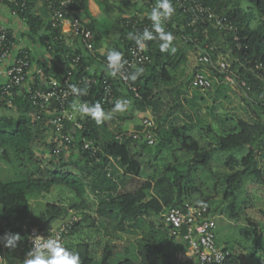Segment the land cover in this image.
I'll use <instances>...</instances> for the list:
<instances>
[{
  "label": "trees",
  "instance_id": "1",
  "mask_svg": "<svg viewBox=\"0 0 264 264\" xmlns=\"http://www.w3.org/2000/svg\"><path fill=\"white\" fill-rule=\"evenodd\" d=\"M0 1L7 4L10 10L15 11L17 17L25 22L30 34L38 38L40 45L50 58L47 64L39 62L42 75H36L34 88H45L46 83L51 79H61L74 68V59L81 56L82 62L76 74L82 73L90 77H97L100 82L89 91L88 97L74 95L68 103L69 109L74 102L90 105L100 102L105 112L110 116L120 95L117 90L124 88L140 111H150L159 122L155 147H151L143 141L126 138V134L123 132V123L128 118L117 115L110 116L111 123L116 124L115 128L106 120L103 124L97 125L90 117H86L84 120L79 117L78 121L84 124L85 130L76 129V133L70 135V138L72 139L71 143L77 144L79 154L85 159L84 166L79 165L83 172H87L89 165L99 159L114 164L112 172L114 171V175H119L117 182L98 196L97 216L106 228L105 235L109 237L103 246L99 264H170L173 253L164 254L163 248L158 243L153 224L146 223V214L155 211L156 214L161 215L165 208L169 210L186 203L184 196L188 193V189L184 186L185 180L190 177L191 171L208 167L212 158V153L202 151L192 135V127L174 125L166 127L167 119L180 106L177 100H174V105L169 108L170 112L162 115V109L166 105L163 100V92H167L168 86L172 84L171 74L183 62L184 51L173 45L172 47L176 49L175 53H161L160 42L154 40L151 43V62L145 65L146 68L148 67V73L141 75L134 83L130 81L140 94L141 98L138 99L128 86L108 74L106 71L107 56L102 57L104 69L100 73L90 72L82 65L84 52L87 51L79 39H74L73 45L69 44L67 37L61 32V28L51 20V10L48 9L46 2L21 0L17 4L8 0ZM121 1L125 0H116L115 2ZM200 1L229 18L238 27L243 45L248 46V56L245 57L243 52H237V58L244 62L248 60L252 64H264V0ZM90 2L91 0H74L72 8L83 14L88 21V27L94 34L93 55L98 56L97 50L101 46V40L109 36L117 37L120 40L114 49L124 53L133 43L128 39V34L130 32L138 34L142 24L151 23L148 18L128 19L122 17V11L117 19H113L109 23H98L90 12ZM151 2L154 4L155 0H151ZM39 3L46 7L50 15L48 20L38 14L36 7ZM172 3L175 12L170 20L165 21L166 31L171 32L173 36L180 34L189 45H197L204 50L208 47L214 63H216L219 52L228 51V49L236 51L232 33L221 32L212 23L197 24L193 27L191 26V17L179 10L173 0ZM254 21H258L257 27L253 26ZM225 46L227 50H222ZM211 48L213 51L210 50ZM25 53L28 54V52ZM92 53L90 54L92 55ZM208 68L213 76L218 77L220 81L223 80V76L214 67ZM233 70L238 71V74L250 87V90L243 89V91L246 93V99L254 105L253 117L251 121L240 120L236 127L230 128L225 135L219 136L215 151L228 155L229 159L226 165L231 168V174L225 177L226 188L223 198L227 204L221 209V213L230 219L238 220L241 218L242 209L239 196L247 182L255 181L264 187V170L259 165V157L264 159V70L254 74L242 67L239 62L233 63ZM192 76L185 81L188 88ZM104 81L112 83L115 89V101L112 104L106 105L102 102ZM176 89H180L179 86ZM227 89L223 84H220L217 92L223 95ZM10 100L19 111L20 116L17 120L6 121L0 116V150H3L1 155L8 163H12L13 158L17 160L19 167L23 166L26 169L25 162L31 163L35 158L33 148L41 134L39 122H45L47 119L44 115L54 108L46 110L34 119L36 109L28 100L27 94L15 95ZM118 120L121 122L120 124H117ZM86 140L94 141L95 146L99 148L95 156H92L89 150H84ZM174 141L179 143L182 151L194 154L195 158L187 162L183 166L184 168L173 169L157 181L154 176L144 178V171L152 169L159 156L164 150L169 149ZM244 151L246 154L239 159V154ZM47 175V179H35L29 176L13 181L0 179V231L3 230V234L5 230V232L19 233L23 239L25 238L24 222L31 210L30 196L35 192H50L53 187H65L73 191L82 204L84 203L87 188L83 178L72 172L58 170L48 171ZM161 187H163V192ZM174 188L177 189L176 195ZM152 191L156 192L153 196H151ZM205 205L211 214L217 210ZM64 214L65 209L62 206L47 204L38 219L29 223L27 228L50 226L64 217ZM248 222L252 226L251 235L254 237L258 231L250 220ZM84 223L85 220H80L70 236L75 237L81 233L85 227ZM109 225L113 226L112 231L107 228ZM89 226L96 228L95 220H91ZM166 226L170 233L169 226L167 224ZM261 232H264V226H262ZM171 238L177 245L175 253L186 250L185 244L176 241L172 236ZM68 243L66 247L79 253L81 264L96 263L95 256L100 245L98 240L95 241V246H91L86 240L75 246H69ZM256 247L255 244L252 249L253 254L257 252ZM224 250L228 249L224 248ZM258 263L264 264V260H258ZM224 264H245V262L239 255L231 252Z\"/></svg>",
  "mask_w": 264,
  "mask_h": 264
},
{
  "label": "rangeland",
  "instance_id": "2",
  "mask_svg": "<svg viewBox=\"0 0 264 264\" xmlns=\"http://www.w3.org/2000/svg\"><path fill=\"white\" fill-rule=\"evenodd\" d=\"M40 7L39 11L46 8L43 4L42 7ZM101 9L104 13V15L102 13L101 16L103 17L106 15L107 18L110 17L112 20L120 17L121 11L122 17L124 16L128 19L135 17L140 19L148 18V14L151 11V7L143 0H125L124 2L112 1L102 6ZM9 16L12 20H10V22H13L14 16L12 14ZM45 19L47 20L46 16ZM165 23L164 21V27ZM257 25L258 21H254L253 26L257 27ZM22 30L25 29L23 28ZM24 40L33 53L39 54L37 52L40 51L38 49L39 40L36 36L29 34L27 31ZM119 43L120 40L117 37L110 36L109 40L101 44L100 48L97 50L98 56L92 53V59L96 62L91 66L92 72L100 73L103 71L104 61H102V57L107 56L108 52L114 49ZM69 44H74V40L69 42ZM173 45L184 51L185 58L178 69L172 72V84L168 86L167 92H163V100L166 102V105L162 109V115H166L170 112L169 108L174 105V100H177V103L180 104L174 113L167 119L166 127L168 128L170 125L192 127V135L199 143L202 151L212 153V158L208 167L197 168L191 171L190 177L185 180L184 186L188 189V193L184 196V201L192 204H199L198 202L202 201L213 210L217 209L213 213V215L216 216L217 244L222 248L228 249L227 251L229 253L232 252L239 255L245 264H259L258 260H264V232H261V228L264 226V187L255 181H248L239 196L242 208L241 218L233 220L226 215H222L221 209L227 204L223 198L226 188L225 177L231 174V168L226 165L229 159L228 155L215 151L217 138L219 136L225 135L230 128L236 127L240 120L251 121L254 105L251 101L246 99V93L241 88H231L223 84V86L228 88L223 95L217 92L220 87L218 84H215L212 90L204 92L190 87L188 88L185 81L198 70L197 60L203 49H200L197 45H189L187 40L180 34L173 36L172 46ZM225 49L226 46L223 47L222 50ZM42 50H44V48H42ZM229 51L230 49H228V51L219 52L216 62L220 58L227 56L230 57L231 62L233 58L236 59L237 56L232 57ZM141 67L144 68L142 75L147 74L148 67ZM204 69L212 75L209 68ZM178 86L180 89H176ZM117 93L120 94L117 100L126 99L129 101V104L125 111L111 112L110 116L117 115L119 117L128 118L123 123V132L126 134L125 137L142 142L140 124L143 118L148 115V111H140L134 105L132 98L128 96V92L124 88H119ZM69 112L74 114L77 120L80 117L79 113L74 112L72 107L69 109ZM55 115L56 108L44 115L47 119L45 122H39L41 134L34 144L33 151L35 158L31 163L25 162L26 169L23 166L19 167L17 160L13 158V162L8 163L1 155L3 150H0V179L4 181H13L23 179L26 176L34 177L35 179H47V172L54 170L72 172L83 178L87 188L83 204L73 191L65 187L56 186L53 187L50 192L33 193L30 196L31 210L27 220L24 222V229L28 227L29 223L38 219L47 204H57L65 209L64 217L58 220L55 223L56 225L69 217L71 212H75L82 221L85 220V227L81 233L74 237V243L69 242L68 245L75 246L86 240L91 246H95V241L98 240L100 245L98 247V253L95 256V264H99L103 246L109 237L105 235L104 232H106V228L97 216L98 196L112 184L117 182L119 175H114V171L112 172L114 164L111 162H103L99 159L89 165L87 172H83L79 168V165L84 166L85 159L79 154L77 144H68L62 138L63 135L72 136L75 134L76 128L73 123L65 122L63 132H57L51 124ZM0 116H2L5 121L10 119L17 120L20 113L15 106L10 105V107L0 108ZM38 116L39 113L36 112L34 114V119L38 118ZM151 116L153 117L152 114ZM154 120L158 127L159 122L156 118H154ZM106 121L110 122V125L115 128L116 124L111 123L110 119ZM120 123L121 122L118 120L117 124ZM245 154L246 151L242 152L239 154L238 158L241 159ZM194 158V154L182 151L179 143L174 141L171 147L164 150L159 156L154 167L144 171L143 177L148 178L154 176L157 181L169 174L173 169L184 168L183 166ZM259 165L264 170L263 158L259 157ZM166 186H168V184H166ZM161 188L163 192V187ZM174 190V194L176 195L177 189L174 188ZM154 194H156V192L152 191L151 196ZM158 199L160 200L159 197ZM167 210L168 208H165L161 215L156 214L155 211L146 214V223L153 224L158 243L163 248L164 254L170 255L173 253L170 264H179L175 259L176 242L172 240L169 229L164 221V214ZM91 220H95L97 224L96 228L89 226ZM248 220L255 225L258 231L257 235H254V237L251 235L252 226ZM107 228L112 231L113 226L109 225ZM70 238L71 236H69V239ZM124 238H126L125 235ZM255 244L257 245V252L253 254L252 249Z\"/></svg>",
  "mask_w": 264,
  "mask_h": 264
},
{
  "label": "built area",
  "instance_id": "3",
  "mask_svg": "<svg viewBox=\"0 0 264 264\" xmlns=\"http://www.w3.org/2000/svg\"><path fill=\"white\" fill-rule=\"evenodd\" d=\"M11 3H20L21 0H8ZM51 10V20L61 28L62 34L69 39H79L87 52L94 51V34L88 27V21L79 11L72 8L74 0H42ZM151 8V0H143ZM176 7L184 14L191 17V26L197 24H214L221 32L232 33L236 44V51L230 49L232 57L237 56V52H243L248 56V46H244L238 33V27L226 16L217 12L211 6L203 4L200 0H173ZM11 14L17 17L15 11ZM151 24H142L139 33L144 28H151ZM154 41V40H153ZM147 42L146 50L139 51L133 41L132 45L123 53L124 59L127 60L122 72L127 75L135 70V67L145 66L151 62V43ZM15 42L11 30L0 23V108L10 107L11 100L15 95H28V100L32 103L36 112L41 115L46 110L56 108L55 118L51 124L57 132H63L65 122H71L78 130H85L84 124L79 122L74 114L69 112L68 103L74 96L69 90V84H76L86 90L85 97L89 96V91L97 86L100 80L97 77L79 73L78 67L81 65L82 57L74 59V68L61 79H51L46 83L45 88H34L35 77L30 78L29 70L31 69V59L27 53L20 54L10 61L14 53ZM213 51V48L210 49ZM248 60L241 61L240 58L222 57L216 63L213 62L212 55L208 47L202 50L197 60L198 70L193 73L190 82V88L209 91L215 87V84H225L231 88H241L250 90L247 82L233 70V63L239 62L242 67L256 74L257 71L264 70L263 63L252 64ZM214 67L222 76L223 80L212 76L204 68ZM37 75H42L39 71ZM123 85L128 86L135 93V97L140 99L137 88L133 87L130 81L124 80L120 75L116 77ZM115 101V89L112 83L104 81L102 89V102L106 105ZM84 117L82 120H84ZM141 138L149 146H155L158 139V127L150 112L143 118L140 124ZM62 138L69 144L72 142L70 135H63ZM84 150H89L92 156L99 151L92 140H86ZM77 213L71 212L70 216L65 218L56 226L25 228V238L19 242L15 249H9L0 244V264H18L25 258L26 253L32 248L31 238L35 235H41L44 238L48 236L53 239H59L61 243L67 246L69 236L74 227L80 222ZM165 223L170 228V235L176 241L186 245L185 251H179L175 259L179 264H224L227 256L230 254L224 248L217 244V225L216 216L210 213L207 206L201 207L200 204L184 203L180 207H173L164 214ZM4 230V234H5ZM3 235V230L0 231Z\"/></svg>",
  "mask_w": 264,
  "mask_h": 264
},
{
  "label": "clouds",
  "instance_id": "4",
  "mask_svg": "<svg viewBox=\"0 0 264 264\" xmlns=\"http://www.w3.org/2000/svg\"><path fill=\"white\" fill-rule=\"evenodd\" d=\"M175 12L172 0H155L148 19L152 22L151 28H144L140 34H128V39L134 41L139 51L146 50L147 42L158 40L159 50L161 53H175V47H172L173 35L165 30L164 21L170 20ZM121 51L112 49L106 57V71L112 77L120 75L124 80L135 82L143 74V67H135L131 73L124 75L122 69L127 64ZM70 92L75 96L86 95V90L76 84H69ZM129 101L117 100L112 108V112H123L126 110ZM72 109L79 113L81 119L90 117L97 125L103 124L105 120L111 117L105 112L102 104L73 103ZM201 207L206 205L201 201L198 202ZM22 237L19 233H5L0 235V244L9 249L18 247ZM32 248L26 253L22 261L18 264H81V258L78 252H75L61 243L59 239L51 237L44 238L41 235H35L31 238Z\"/></svg>",
  "mask_w": 264,
  "mask_h": 264
},
{
  "label": "crops",
  "instance_id": "5",
  "mask_svg": "<svg viewBox=\"0 0 264 264\" xmlns=\"http://www.w3.org/2000/svg\"><path fill=\"white\" fill-rule=\"evenodd\" d=\"M109 1L115 2L116 0H91L90 12H91L92 17L94 18V20L96 22H98V23H109L110 21H112V19H110V17L107 18L106 15L103 17L101 16L103 13L101 7L110 3ZM40 6L42 7V3H39L36 7L38 14L42 15L44 18L46 16V18L48 20V16H50V15L48 14L46 8L41 9L39 11ZM10 12H11V10H10L9 6L0 1V23L5 25L6 27H8L11 30L12 35H13V39L15 42L14 53L11 55L10 61L14 60L15 57H17L18 55L23 54L25 52H28V55L30 56L31 63H32L31 69L29 70V76L31 79L34 77L36 78L37 73L39 71H42L39 68V62L43 63V64H47V63H49L50 58H49L48 54L44 50H42L43 47L40 45V43L38 46L39 47L38 49L40 51H37L39 54L33 53V51L28 47L26 41L24 40V38H26V32L27 31L29 32L27 25L25 24V22L21 21V19L19 17H15V16L13 17L14 18L13 22H10V20H11V18L9 16V15H11ZM103 15H104V13H103ZM23 28L25 30H22ZM29 34H30V32H29ZM109 37L102 39L100 44H103L104 42L108 41ZM73 40L74 39H69L68 42H71ZM95 63L96 62H94V60L92 59V55L88 52H84V58H83L82 65L88 71L92 72L91 66L94 65ZM52 226H56V224L54 223V224H52ZM70 239H72V240H70ZM70 239H69L70 242H73L74 237H71Z\"/></svg>",
  "mask_w": 264,
  "mask_h": 264
}]
</instances>
